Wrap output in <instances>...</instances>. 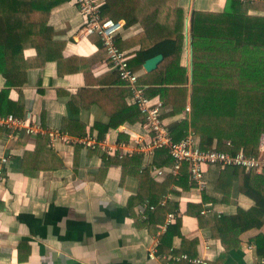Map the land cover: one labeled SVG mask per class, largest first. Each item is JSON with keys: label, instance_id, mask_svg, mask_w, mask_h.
I'll list each match as a JSON object with an SVG mask.
<instances>
[{"label": "crops", "instance_id": "1", "mask_svg": "<svg viewBox=\"0 0 264 264\" xmlns=\"http://www.w3.org/2000/svg\"><path fill=\"white\" fill-rule=\"evenodd\" d=\"M227 1H178L186 17L181 66L188 69L190 82L193 73L191 15L194 11L221 13ZM242 1L259 5V10L250 11V15L264 16V0ZM82 22L79 9L68 1L53 9L49 20L54 30L52 58L48 59L47 49H27L28 81L21 89L8 88L0 62V95L8 92L1 104L2 112L10 111L9 115L27 120L29 124L36 123L41 130L32 135L25 129L3 130L0 138V157L9 158L8 164H0V264H166L164 256L182 255L204 258L208 264H260L264 254L258 252L255 239L264 235V224L261 229L242 234L239 247L230 251L220 239L213 237L209 216H233L239 208L249 210L255 205L238 191V181L233 177L228 176L223 181L232 187L229 192L218 187L224 170L209 168L206 171L204 191L194 186L190 175L188 189L172 183L171 192L160 196L156 206L137 197L140 182L135 175L138 172L150 168L151 178L157 183H162L166 176L156 177L152 168L162 167L152 165L154 155L143 154L142 162L130 166L124 176L120 161L141 154L136 151L135 138L149 140L141 128L142 123L126 122L100 137L96 125L110 123L107 110L113 111L114 102L120 106L134 105L131 91L108 67L101 38L83 36ZM143 32V26L138 23L125 27L120 35L124 52L131 60L141 48L138 39ZM137 73L148 90L149 86L142 82L148 74L144 66ZM190 93L191 85L187 104L191 108ZM71 102L74 113L69 107ZM186 109L181 115L164 120L169 126L181 122L190 117L191 112L187 113ZM64 119L78 121L75 128L85 135L73 137L65 133ZM51 132H60L63 137L53 146L48 135ZM39 136L47 138L46 145L39 146L43 141ZM88 137L110 147L113 153L108 155L82 144ZM37 148L43 157L48 151L53 152L54 157L42 160V169H30L27 175L22 168L24 158ZM164 199L166 203L161 206ZM167 204L170 211L155 215L158 207L166 208ZM191 205L195 206L190 208L194 213L187 215ZM198 206L204 216L202 222L195 213L194 208ZM170 214H176L171 225L180 218L182 227L172 242H163L167 230L162 231L161 227ZM153 250L157 251L158 259H150Z\"/></svg>", "mask_w": 264, "mask_h": 264}, {"label": "trees", "instance_id": "2", "mask_svg": "<svg viewBox=\"0 0 264 264\" xmlns=\"http://www.w3.org/2000/svg\"><path fill=\"white\" fill-rule=\"evenodd\" d=\"M67 1L0 0V62L9 89H21L27 84L30 66L25 58L27 49H47L48 59L52 58L54 30L49 20L53 9ZM178 1L106 0L102 16L115 22L125 21L127 28L138 23L143 26L144 32L138 39L141 48L129 62L132 70L140 71L147 60L163 55L158 69L148 73L142 80L149 86L147 96H159L163 101V119L177 117L185 111L191 85L190 117L169 126L174 141L179 142L193 134L200 139L203 150L216 148L233 156L242 151L247 156L258 157L264 136V16L250 15V11L259 10V5L228 0L221 13H192L190 36L193 73L190 82L188 69L181 66L186 17ZM116 44L121 51L125 50L120 36ZM114 75L121 82L118 72L114 71ZM117 91L114 90L115 93ZM7 95L8 92L0 95V116L3 117L11 113L1 110ZM69 107L74 113L72 102ZM111 107L113 111L107 110L110 123L106 126L96 125L101 138L110 129H116L126 122L135 124L145 120L136 106H120L114 102ZM18 114L20 117L21 113ZM77 124L76 120L64 119L62 129L73 137L84 136V131L79 132L75 128ZM2 135L3 129L0 128V138ZM39 139L43 140L39 146L47 144V138L39 136ZM50 157H54L53 152L48 151L43 157L40 148L33 154H26L22 167L24 173L28 175L30 169L41 170L42 160L47 161ZM143 158L142 154L124 157L120 161L124 176H127L130 166L141 163ZM151 158L152 165L162 168L171 167L174 163L165 149L157 150ZM228 176L238 181L241 194L255 202L251 209L239 208L233 216H209L213 237L220 239L230 251L239 247L242 234L263 227L264 175L248 172L243 167L226 168L223 179L218 182V187L226 193L232 188L223 182ZM135 177L140 182L137 197L155 206L160 196L171 192L172 183L184 188L189 183L187 166L182 169L179 179L168 174L162 183L151 178L150 168L141 170ZM168 206L158 207L155 215L170 211ZM193 207L189 206L187 215L194 213L190 211ZM175 208H178V204ZM194 209L202 222L204 216L201 215V206ZM181 227L182 220L179 218L168 227L163 242H172L175 235H179ZM255 241L258 252L264 254V235H259ZM183 242H186L185 238Z\"/></svg>", "mask_w": 264, "mask_h": 264}, {"label": "built area", "instance_id": "3", "mask_svg": "<svg viewBox=\"0 0 264 264\" xmlns=\"http://www.w3.org/2000/svg\"><path fill=\"white\" fill-rule=\"evenodd\" d=\"M68 2L75 5L80 11L83 20L81 34L86 37L97 35L101 38L102 46L107 52L109 69L118 72L121 81L132 93L133 105L144 115L145 120L141 124V128L149 140L145 141L136 137V151L151 157L157 150L165 149L173 158L174 163L171 167L152 168L156 177L161 178L168 174L180 177L182 169L187 166L194 186L204 191L207 188L205 174L209 168L225 170L229 167H243L248 172L255 171L257 174L264 175V136L258 157L247 156L242 151L233 156L216 148L203 150L199 140L193 134L179 142L174 141L169 124L163 119V101L160 98H149L146 95L147 86L141 83V75L134 72L130 67L129 62L132 57L121 51L116 44V39L124 31L125 24L122 21L115 22L109 18H103L102 7L105 5V1L68 0ZM186 111L190 113L191 108L187 107ZM27 122V120L17 118L14 115L0 116V128L5 131L25 129L29 135L41 132L36 123L29 124ZM48 135L52 146L55 141L63 138L60 132H51ZM66 141L70 143L68 138ZM81 142L91 149H100L108 155L113 153L110 147L103 146L102 142H98L92 137L85 138ZM8 163L9 158L0 157V164ZM166 200L164 199L160 205L164 206ZM150 209L154 210L155 206H150ZM206 212L203 211L202 213ZM175 218L176 214L168 215L166 223L161 227L162 231H166ZM149 256L152 260L158 259L156 250L151 251ZM163 258L167 261L166 264H180L183 261L190 264H208L204 258H190L188 255L170 258L164 256ZM260 264H264V259L261 260Z\"/></svg>", "mask_w": 264, "mask_h": 264}, {"label": "water", "instance_id": "4", "mask_svg": "<svg viewBox=\"0 0 264 264\" xmlns=\"http://www.w3.org/2000/svg\"><path fill=\"white\" fill-rule=\"evenodd\" d=\"M163 59H164L163 55H158V56H156L154 58H151V59L147 60L145 62V64H144V69L148 73H151V72L157 70L159 65L162 63Z\"/></svg>", "mask_w": 264, "mask_h": 264}]
</instances>
